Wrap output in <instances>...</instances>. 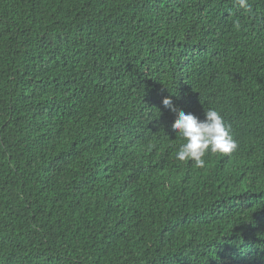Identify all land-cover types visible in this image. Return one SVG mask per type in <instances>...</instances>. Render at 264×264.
Returning <instances> with one entry per match:
<instances>
[{"label": "trees", "instance_id": "1", "mask_svg": "<svg viewBox=\"0 0 264 264\" xmlns=\"http://www.w3.org/2000/svg\"><path fill=\"white\" fill-rule=\"evenodd\" d=\"M250 3L0 0V264H264ZM165 97L217 110L236 151L178 161Z\"/></svg>", "mask_w": 264, "mask_h": 264}, {"label": "clouds", "instance_id": "2", "mask_svg": "<svg viewBox=\"0 0 264 264\" xmlns=\"http://www.w3.org/2000/svg\"><path fill=\"white\" fill-rule=\"evenodd\" d=\"M233 3L247 12L252 9L250 0H233ZM233 26L236 30L240 29L238 19L233 21ZM162 103L176 113L177 118L171 127L184 141L175 153L178 161H192L197 168H203L206 154L230 155L236 151L238 144L232 134L231 126L226 124L217 110H205V119L200 120L192 113L176 109L168 97H165Z\"/></svg>", "mask_w": 264, "mask_h": 264}]
</instances>
